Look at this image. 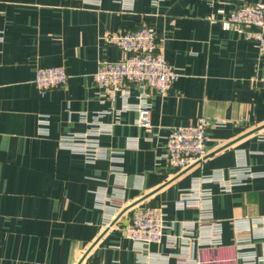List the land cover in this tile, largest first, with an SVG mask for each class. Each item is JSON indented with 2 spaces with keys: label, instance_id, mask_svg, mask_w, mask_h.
<instances>
[{
  "label": "crops",
  "instance_id": "0c3cea01",
  "mask_svg": "<svg viewBox=\"0 0 264 264\" xmlns=\"http://www.w3.org/2000/svg\"><path fill=\"white\" fill-rule=\"evenodd\" d=\"M258 1L0 0V264H246L239 251L264 255V56L209 19ZM144 25L159 32L179 78L165 97L128 83L103 98L94 73L123 52L101 36ZM55 65L68 83L42 94L36 70ZM147 91L152 127L137 122ZM98 116L108 132L95 162L60 146ZM201 116L219 122L207 153L177 171L166 136ZM135 203L166 215L162 242L148 249L124 231Z\"/></svg>",
  "mask_w": 264,
  "mask_h": 264
},
{
  "label": "built area",
  "instance_id": "2783aa9c",
  "mask_svg": "<svg viewBox=\"0 0 264 264\" xmlns=\"http://www.w3.org/2000/svg\"><path fill=\"white\" fill-rule=\"evenodd\" d=\"M209 19L211 22H219L224 30L244 34L254 43L259 55L264 56V2L244 3L231 8L227 15L220 19L215 15H210ZM101 39L106 44L117 46L123 52L119 60L100 61L94 73L95 82L103 91V98L114 101L118 92L128 83L137 84L144 90L150 89L161 97L168 95L180 73L167 61L161 47L160 34L154 27L144 25L134 30H107ZM68 79L69 74L63 65L43 66L36 70L34 82L43 94L49 89L65 87ZM149 93L144 92L136 107L137 122L143 127H152ZM82 119L86 121L85 114ZM94 123L93 130L71 132L61 137L60 146L83 154L89 162H95L100 157L98 137L108 132V128L102 124L99 116ZM218 123L201 116L194 124L172 127L166 136L169 165L177 171H182L203 159L210 141L209 128ZM48 125L49 119L42 117L39 133L47 135ZM243 171L248 175L254 174L249 168L244 167ZM187 199L186 194L180 199L181 207L186 205ZM132 211L124 231L138 249H148L149 245L162 242L166 223L163 209L150 204H136ZM259 219L264 222V216ZM239 253L245 258L246 264H264V255L251 254L245 257L244 252Z\"/></svg>",
  "mask_w": 264,
  "mask_h": 264
},
{
  "label": "water",
  "instance_id": "95a60500",
  "mask_svg": "<svg viewBox=\"0 0 264 264\" xmlns=\"http://www.w3.org/2000/svg\"><path fill=\"white\" fill-rule=\"evenodd\" d=\"M263 128V127H262ZM137 203L133 204L132 206L136 205Z\"/></svg>",
  "mask_w": 264,
  "mask_h": 264
}]
</instances>
